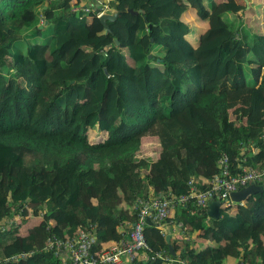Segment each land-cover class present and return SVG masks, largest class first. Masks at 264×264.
<instances>
[{"label": "trees", "instance_id": "obj_1", "mask_svg": "<svg viewBox=\"0 0 264 264\" xmlns=\"http://www.w3.org/2000/svg\"><path fill=\"white\" fill-rule=\"evenodd\" d=\"M246 1L114 0L108 34L85 0H0V264H63L49 239L91 227L106 250L129 238L140 200L165 196L168 221L207 244L172 255L148 222L153 252L264 264V184L219 219L179 202L193 179L208 189L226 156L234 174L264 172V18ZM241 96L252 112L234 115Z\"/></svg>", "mask_w": 264, "mask_h": 264}, {"label": "built area", "instance_id": "obj_2", "mask_svg": "<svg viewBox=\"0 0 264 264\" xmlns=\"http://www.w3.org/2000/svg\"><path fill=\"white\" fill-rule=\"evenodd\" d=\"M113 1L103 0L95 10L98 18L112 9ZM81 9L77 8L76 11ZM84 11L92 14L90 7H85ZM252 184H264V172L259 174L250 168H243L241 172L234 174L226 156L220 161V173L211 181L208 189L201 190L193 179L190 181L189 193L182 196L179 202L183 206L193 205L199 210L209 211L212 202L220 201L222 208L230 210L236 204L231 200V194ZM167 198L168 196L140 200L137 205L139 220L132 225L129 238L106 250L96 249L98 238L94 227L81 230L73 239L61 240L52 237L47 243V248L61 258L63 264H133L138 260L140 251H150L152 259H160L162 264H189L184 260L174 259L166 251L153 252L145 239L144 230L148 222L153 223L162 236L167 237L170 234L168 218L171 215V200ZM240 204L244 206L245 202ZM42 217L43 214L40 215V218ZM20 220L21 217L18 216L8 221V224L19 223Z\"/></svg>", "mask_w": 264, "mask_h": 264}, {"label": "water", "instance_id": "obj_3", "mask_svg": "<svg viewBox=\"0 0 264 264\" xmlns=\"http://www.w3.org/2000/svg\"><path fill=\"white\" fill-rule=\"evenodd\" d=\"M130 12L133 15H137L139 13H143V11L136 12V11H133V10H130ZM119 15H120V12L118 10L111 9L109 12L104 13L102 16L99 17L100 21L104 25L105 30H106V32L108 34L112 33V30H111V28L109 27L108 24L116 22L118 20V18H119ZM47 25H48V22L45 23L43 26H41L40 29L46 28ZM115 44L119 45V42L116 40ZM111 48H112V45L108 46L106 48V50H109ZM261 191H262V185L261 184H252V185L248 186L247 188H244V189H242V190H240L238 192L232 193L231 194V200L234 203H236V204H240L242 202H247L248 199L250 198V196L255 195L257 193H260ZM220 209H221V202L220 201L212 202L211 205H210V208H209V215L211 217L215 218V219H219L220 216H221ZM171 239H172V235L169 234L167 236L166 240H167V243L169 244L170 253L172 255H174L175 254L174 253V247L171 244Z\"/></svg>", "mask_w": 264, "mask_h": 264}, {"label": "rangeland", "instance_id": "obj_4", "mask_svg": "<svg viewBox=\"0 0 264 264\" xmlns=\"http://www.w3.org/2000/svg\"><path fill=\"white\" fill-rule=\"evenodd\" d=\"M256 1L258 2V4H256V5L253 4V7H252L253 15H254L255 19L261 20L262 18H264V0H256ZM246 3L249 6L248 0L246 1ZM91 10H92V13L95 14V9L91 8ZM22 48L24 50H26L27 49V43L22 45ZM235 100H238V102L234 106L232 105V112L234 115L240 114L241 110H244L247 113L252 112L251 102H249L245 96L238 97L237 99H234V101ZM246 102H248V103H246ZM260 102H261V98H259L256 103H260ZM261 111H262L263 116H264V103L262 104ZM259 112H260V110H259ZM145 143L146 144L143 147V153L146 155L152 156V158H156L157 152L159 150L158 143H156V142L150 143L148 141H146ZM32 225H33V222L27 223V220H26L22 225V227L24 228L23 230L24 231L27 230Z\"/></svg>", "mask_w": 264, "mask_h": 264}, {"label": "crops", "instance_id": "obj_5", "mask_svg": "<svg viewBox=\"0 0 264 264\" xmlns=\"http://www.w3.org/2000/svg\"><path fill=\"white\" fill-rule=\"evenodd\" d=\"M102 2H103V0H85V2H83V4L85 5V7H91V8L96 10L101 5ZM256 3H258L256 0H251V2H249V6L250 5L252 6V4H256ZM35 219H38V218H31V220H28L27 223L33 222V224H35V223H37L36 221H38ZM178 227L179 226L174 227V225H172V223H170V222L168 224V230H169L170 234L172 235V239H171L172 245L174 244V246L178 249V251L183 249L182 244H183L184 240L189 242V244L192 243L191 244L192 247H193L194 242H196L197 246L200 248H201V246L207 244V242L202 243L201 241H197V240L193 241L192 239L195 238V235H191L190 237L185 239V237L183 235L184 232L182 230V227L181 228H178ZM108 244L114 245L113 242H109ZM227 262H228V264H236V262L233 260H228Z\"/></svg>", "mask_w": 264, "mask_h": 264}]
</instances>
